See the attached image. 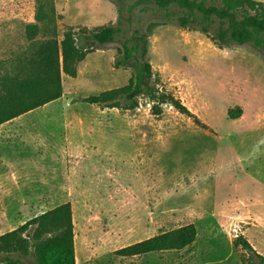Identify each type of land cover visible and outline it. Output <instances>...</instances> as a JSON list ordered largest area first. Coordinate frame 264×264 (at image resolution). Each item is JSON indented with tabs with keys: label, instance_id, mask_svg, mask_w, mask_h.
<instances>
[{
	"label": "rangeland",
	"instance_id": "rangeland-1",
	"mask_svg": "<svg viewBox=\"0 0 264 264\" xmlns=\"http://www.w3.org/2000/svg\"><path fill=\"white\" fill-rule=\"evenodd\" d=\"M39 9L46 14L42 21ZM183 14L177 5L159 9L137 0H0L1 76L18 74L27 57L69 27L80 35L118 29L114 41L92 45L76 77L62 76V97L44 105L53 113L35 119L57 158L38 159L34 173L52 189V197L42 196L43 202L52 198L48 207L72 205L76 264L257 261L236 243L235 225L264 257V54L250 44L220 48L210 36L181 27ZM29 24L39 27L33 40ZM136 34L148 38L150 84L179 100L199 123L169 103L155 114L145 96L132 110L81 100L128 83L132 69L115 61ZM188 224L197 229L188 248L116 253Z\"/></svg>",
	"mask_w": 264,
	"mask_h": 264
},
{
	"label": "trees",
	"instance_id": "trees-1",
	"mask_svg": "<svg viewBox=\"0 0 264 264\" xmlns=\"http://www.w3.org/2000/svg\"><path fill=\"white\" fill-rule=\"evenodd\" d=\"M138 3L154 2L159 9L179 6L184 14L178 19L183 28H192L208 36L220 48L234 44H250L264 54V3L256 0H137ZM167 15L171 14L167 12ZM46 19L42 9L37 20ZM218 22L216 31L210 28ZM39 31L37 24H29L27 37L33 40ZM118 29L102 26L97 31L81 35L72 27L67 28L59 40L56 37L43 43L31 57H27L18 74L0 75V124L30 110L53 102L63 95L62 76L76 77L78 64L93 50L92 45L112 42ZM138 34V33H137ZM135 35L119 49L116 67H129L132 74L125 86L105 90L98 95L81 99L101 108L132 110L138 99L147 97L153 102V113H160V106L169 103L181 114L197 123L199 119L186 106L169 94L160 93L150 84L152 67L147 60L148 38ZM133 42V45L131 43ZM131 43V45H129ZM240 115L230 111L229 117ZM197 237L193 224L161 233L126 246L116 253L132 257L152 252L179 251L191 246ZM236 243L251 253V264H264L263 255L239 236ZM76 264L73 210L70 202L63 203L32 219L18 228L0 235V264Z\"/></svg>",
	"mask_w": 264,
	"mask_h": 264
},
{
	"label": "crops",
	"instance_id": "crops-1",
	"mask_svg": "<svg viewBox=\"0 0 264 264\" xmlns=\"http://www.w3.org/2000/svg\"><path fill=\"white\" fill-rule=\"evenodd\" d=\"M49 113L53 111L43 106L0 124V228L19 227L37 213L53 209L48 207L52 198L42 201V196H53L52 189L46 178L34 173L38 159L50 161L53 155L57 158L53 145L47 144L40 131L35 130L36 115ZM24 122H30L31 128H26Z\"/></svg>",
	"mask_w": 264,
	"mask_h": 264
},
{
	"label": "built area",
	"instance_id": "built-area-1",
	"mask_svg": "<svg viewBox=\"0 0 264 264\" xmlns=\"http://www.w3.org/2000/svg\"><path fill=\"white\" fill-rule=\"evenodd\" d=\"M239 231H240V227L238 225H235L232 229V232L234 233V237H239Z\"/></svg>",
	"mask_w": 264,
	"mask_h": 264
}]
</instances>
